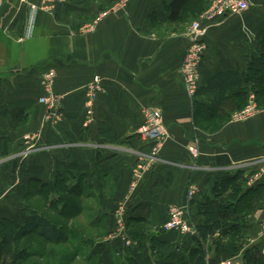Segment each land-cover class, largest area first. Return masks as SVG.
<instances>
[{"label": "crops", "instance_id": "1", "mask_svg": "<svg viewBox=\"0 0 264 264\" xmlns=\"http://www.w3.org/2000/svg\"><path fill=\"white\" fill-rule=\"evenodd\" d=\"M118 1L54 0L52 10L37 12L31 31L30 6L43 1L5 0L0 10V221L20 224L28 218L24 196L3 195L8 184L23 191L37 180L32 190L45 193L42 187L65 181L69 189L80 190L75 214L88 215L97 232H83L73 243L84 264H201L202 253L205 262L215 260L216 242L230 239L219 232L204 237L198 229L208 223L204 209L221 195L223 212L233 211L225 225L240 226L242 236L234 252L224 251L223 257L264 264V112L234 123L232 101H225L231 91L225 100L217 93L190 100L181 75L188 39L182 24L170 22L171 0H127L117 12L100 17ZM248 1L245 14L208 25L200 90L229 74L241 82L234 90H254L246 79L264 49V0ZM94 20H100L96 32L81 35L80 27ZM49 72L63 111L57 124L44 123L47 107L39 102ZM97 77L101 89L92 102ZM152 108L162 110L170 138L156 164L136 178L141 157L148 158L154 147L138 135L143 112ZM190 187L196 188L192 200ZM51 192L47 199L37 195L48 207L58 199ZM182 205L196 228L188 238L162 230L168 208ZM119 215L126 219L130 246L112 237ZM36 249L31 254L45 256L44 249Z\"/></svg>", "mask_w": 264, "mask_h": 264}, {"label": "trees", "instance_id": "2", "mask_svg": "<svg viewBox=\"0 0 264 264\" xmlns=\"http://www.w3.org/2000/svg\"><path fill=\"white\" fill-rule=\"evenodd\" d=\"M196 1H198V4H196L197 8H195L194 4ZM208 1L209 0H171L170 22L179 26L180 24L187 22L189 18L192 20L196 19L206 10ZM249 72L250 75L246 79L247 83H253L255 86L254 90L257 91L256 95L258 97L262 96V94H264V49L260 57H255L252 60ZM240 86L241 82L239 81V78L236 77V75H220L210 80L206 88L201 90L198 89L196 98L199 94L217 93L220 95V98L225 100L228 92L231 91L232 93L230 94V98L226 99L225 101H232V104L230 103V110L239 111L247 104L249 95L251 93L248 88L244 90L242 88L234 90V87L236 88ZM236 99L238 102H236ZM221 112L222 111L219 113ZM36 181L37 180H34L29 183L33 185L34 183H37ZM57 182L58 180L56 181V184L42 187V190L46 194L39 192V190L36 191L33 189L29 190L27 197H34L40 193L44 196V198L46 197L47 199L49 196L48 189H51L52 192L57 193L58 199L50 204L51 207L46 205L47 208L54 211L60 217L69 218L65 215V213L70 204L73 203L74 205H77L78 196H80V190L79 188L69 189V187L66 186L65 181L62 182L61 185H59ZM219 197L220 198H218L217 201L208 206L207 209H204V215L206 216L208 223L199 227L198 229L204 237L214 235L215 233L219 232L221 236L225 238L230 237V239L225 244L222 243V241L216 242L218 251L220 253L217 256V259L205 262V254L202 255V253L200 257L201 264L223 263L227 260V258H224L222 253L224 251H226L228 254L233 253L236 248V243L239 244L242 240L241 230H239L240 226L235 224L232 226L225 225V223L230 221L231 217H233V211L231 210L224 213L223 209H225L227 206L224 207L222 203L225 201V198H221V195H219ZM24 212L28 218L26 221L20 224H18L15 220L0 221V264H20L30 258V250L17 247L21 240H23L25 237L29 238L30 236L37 235L52 245H59L68 240V227L63 221L58 220L57 218L47 217L35 209L30 210L29 208H25ZM237 233H239L238 236L235 235ZM188 237L189 236H186V238ZM136 251L137 248L135 247L132 253H136Z\"/></svg>", "mask_w": 264, "mask_h": 264}, {"label": "built area", "instance_id": "3", "mask_svg": "<svg viewBox=\"0 0 264 264\" xmlns=\"http://www.w3.org/2000/svg\"><path fill=\"white\" fill-rule=\"evenodd\" d=\"M54 0H46L47 3H51ZM127 0H124L125 4ZM0 3V9L2 8ZM48 5V4H47ZM251 5L248 0H209L206 10L195 20L187 33L188 46L186 54L183 59L181 73L183 76L184 84L188 94L192 98H196L197 91L199 89V70L203 61L204 54L207 50V44L205 42V35L207 33L208 25L217 21L221 17H233L241 16L249 11ZM40 10L35 5L30 6V30L33 29V24ZM83 31L88 32L89 27H84ZM32 34V32H31ZM44 90L43 96H41L40 104L47 107V112L44 116L45 124H57L63 115L61 100L54 89V73H46L42 82ZM90 95V101L94 102L97 98V94L100 91V78L94 79ZM250 105L243 111L233 115L235 121H242L255 116L259 111L256 105L253 104L252 99ZM143 123L138 129V135L144 142H152L154 147L152 154L146 158L141 157L139 165L135 170V177L140 178L142 174L148 171L159 160L160 152L164 145L170 138V133L164 124L163 112L160 109L152 108L143 112ZM191 152L195 158L200 155L199 149L194 146L191 148ZM135 184L132 185L134 189ZM196 195V188L190 187L188 190V198L192 200ZM189 210L186 205L182 206H170L168 208V219L164 223L162 230L164 233H179L181 235L193 236L196 234V228L191 224L189 220ZM118 225L123 230L119 232L116 230L112 235L113 238H121L128 246L131 242L128 238L127 222L123 215L118 216ZM264 230V227H263ZM262 234V233H260ZM221 264H236L235 260H226Z\"/></svg>", "mask_w": 264, "mask_h": 264}, {"label": "rangeland", "instance_id": "4", "mask_svg": "<svg viewBox=\"0 0 264 264\" xmlns=\"http://www.w3.org/2000/svg\"><path fill=\"white\" fill-rule=\"evenodd\" d=\"M42 1H43L42 6H38L37 4H35V6L40 8L39 11H41V10H45V11L46 10H52V4H51L52 2L47 3L46 0H42ZM0 3L3 4L2 8H1V9H3L5 6V0H0ZM122 3H124V0H119L118 4L114 8L108 9V11L102 13L100 17L103 18V17H106V15L109 13L117 12L120 9L119 7H121ZM50 4H51V6H50ZM194 4H195V8H197L196 4H198V1H196ZM198 17L194 20L189 18L187 22H184L182 24V28L180 29V31L187 35L189 28L192 26L193 22L198 19ZM99 21L100 20H97V21L94 20L92 23L84 26V27H89L88 32L83 31V28H84L83 26L80 27L79 33L81 35H85V34H91V33L96 32V30L98 28ZM181 75H182V73H181ZM182 78H183V76H182ZM199 80H200V71H199ZM199 80H198V83H199ZM183 82H184V80H183ZM185 90H186V87H185ZM250 92L251 93L249 95V99H248L247 104L241 110L232 113V116H231L232 122H234V123L247 122V121H250L251 119H253L254 117H256L257 115H259L260 113L264 112V94H262V96L258 97L256 95V92H257L256 90H252V91L250 90ZM186 93H187L190 100H194V98H192L188 94L187 90H186ZM251 99H252L253 104L256 105L259 112L251 118H248V119H245L242 121H235V119H233V115L245 110L251 104L250 103ZM14 185L8 184V188H6V190H2L3 195H5L7 197L8 196L15 197L16 196L15 193L18 192L20 195H22V196H24V198H26L24 201V207L25 208H29L30 210L31 209L38 210L41 214H43L47 217L57 218L58 220L63 221L64 223H66V225L68 227L67 231H69L68 232L69 234L67 235L68 240L59 244V245L49 244L45 240L40 238V236H37V235L30 236L29 238L25 237L23 240H21L20 244H18V246H17L18 248H24V249L32 250L35 252V251H38V249H36L38 247V248L44 249L46 251L45 256H42L40 258H38L36 254L32 253L30 255L32 257V258H30L31 261L28 262L27 264H33V262H39L42 259L47 264H84L83 263V256L81 258L76 256L74 251H73L72 246L74 245L73 243H75V241H78L81 238V236H83V235H80L83 232L86 234H90L92 236L94 234L96 235L97 232L91 230V228L89 226L90 219H89L88 215H85L82 212L79 214H75L77 209L79 208V206L74 205L72 203L69 205V207L67 208V211L65 213V215L69 218L60 217L54 211L47 208L46 202L42 197H38V196H36V197L35 196L34 197L28 196L27 197L29 190H32L31 186H33V185H31L30 183L26 184L25 185L26 188L24 187L23 191H17L16 188L13 187ZM115 225H116V230H118L119 232H123V230L118 225V220L115 221ZM79 228L81 230H79ZM102 233L100 235H102ZM43 257H45V258H43ZM228 260H232V258L228 259Z\"/></svg>", "mask_w": 264, "mask_h": 264}]
</instances>
